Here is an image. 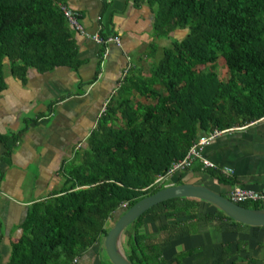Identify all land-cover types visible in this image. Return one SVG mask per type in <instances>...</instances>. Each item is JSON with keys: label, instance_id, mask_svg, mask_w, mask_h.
<instances>
[{"label": "trees", "instance_id": "16d2710c", "mask_svg": "<svg viewBox=\"0 0 264 264\" xmlns=\"http://www.w3.org/2000/svg\"><path fill=\"white\" fill-rule=\"evenodd\" d=\"M147 1L153 7L154 40L177 29L187 30L186 36L161 49L147 76L127 72L123 77L77 153V164L62 169L59 189L28 206L4 264H72L102 242L112 223L134 203L162 189L155 180L184 159L200 135L264 117V0ZM60 5L63 0H0V95L6 89L4 61L10 75L22 82L29 70L77 69L74 29L66 24ZM156 50L151 43L149 52ZM219 57L226 79L214 72ZM134 93L149 103L134 102ZM22 130L0 135L1 160L7 162V144H14ZM193 163L177 173L174 185L200 173L218 184L235 182L217 169ZM238 205L262 209L264 201ZM146 218L160 222L158 232L172 223L178 234L187 236L197 234L203 224L242 225L203 200L161 202L124 231L122 250L131 264H184L198 250L163 259L161 243L146 242L140 229Z\"/></svg>", "mask_w": 264, "mask_h": 264}, {"label": "crops", "instance_id": "0c3cea01", "mask_svg": "<svg viewBox=\"0 0 264 264\" xmlns=\"http://www.w3.org/2000/svg\"><path fill=\"white\" fill-rule=\"evenodd\" d=\"M63 2L79 11L86 30V35L75 29L72 33L80 62L77 69L60 67L44 74L29 70L22 82L10 75L6 62L3 66L6 89L0 95V135L23 130L14 144H7L11 149L7 162L1 160L4 150L0 143V264L6 263L11 242L20 236L19 225L28 206L59 189L64 179L62 169L77 164V153L127 72L147 76L161 49L187 34V30L177 29L168 38L154 40L153 7L147 0ZM101 34L118 36L120 46L104 45L106 55L100 60L102 47L93 38ZM151 43L157 47L154 53L149 52ZM133 101L147 102L136 93ZM232 129L205 146L203 155L220 173L228 169L221 174L234 184H218L205 173L195 179L188 176L184 183L202 184L225 197L235 185L264 190V117ZM197 164L194 161L193 166ZM164 180L168 186L174 185L177 174ZM168 225L158 232L160 222L146 218L140 228L147 235L146 242L161 243L165 260L194 248L197 253L184 264H264V226L244 227L224 221L221 225L203 224L197 234L187 236L178 234L172 223ZM103 254L100 242L88 248L75 264H106Z\"/></svg>", "mask_w": 264, "mask_h": 264}, {"label": "water", "instance_id": "95a60500", "mask_svg": "<svg viewBox=\"0 0 264 264\" xmlns=\"http://www.w3.org/2000/svg\"><path fill=\"white\" fill-rule=\"evenodd\" d=\"M173 198H193L203 200L211 206L216 207L235 223L249 227L264 226V208L251 209L229 201L226 197L211 191L202 184L181 183L169 185L156 191L155 193L144 196L134 203L109 227L102 240L104 254L109 264H131L125 257L121 238L125 229L134 222L139 216L151 209L153 206L173 199Z\"/></svg>", "mask_w": 264, "mask_h": 264}, {"label": "built area", "instance_id": "2783aa9c", "mask_svg": "<svg viewBox=\"0 0 264 264\" xmlns=\"http://www.w3.org/2000/svg\"><path fill=\"white\" fill-rule=\"evenodd\" d=\"M60 10L62 12V15L66 21V24L73 29H75L77 32H79L82 35H86L85 28L80 23V15L77 10H73L69 7H66L65 5H60ZM93 41L97 45H107V44H113L117 47L120 46V40L118 36H107L106 38H101V36H95L93 38ZM106 52L104 51L102 53V57H105ZM103 110L101 111V113ZM233 129L228 130H217L213 129L209 133H205L199 136V138L192 144L190 147L187 155L184 157V159L180 161H176L173 163L169 170L167 171L165 177L168 178L175 173H179L182 171H185L186 169H189L194 161H197L200 163L203 167L207 169H216V167L209 161H207V158L203 155V149L205 146H209V144L215 140L217 137H219L221 134L229 132ZM228 169H222L223 174H226ZM164 177H158L154 184L158 185L159 183L164 182ZM229 201L239 204V203H259L261 201H264V190L261 191H253L249 189H245L242 187H239L237 185L233 186L226 197ZM125 205L122 204L121 208L124 209ZM76 260L72 261V264H75Z\"/></svg>", "mask_w": 264, "mask_h": 264}, {"label": "rangeland", "instance_id": "374dc122", "mask_svg": "<svg viewBox=\"0 0 264 264\" xmlns=\"http://www.w3.org/2000/svg\"><path fill=\"white\" fill-rule=\"evenodd\" d=\"M3 63H5V61H4ZM200 68H201V66H200ZM214 72H215L216 75H217L219 78H221V79H226V78L228 77L227 70H226V68H225V66H224V61H223L222 58H220V57H219L218 60L216 61V65H215V68H214ZM175 174H177V173H175ZM172 176H173V175H172ZM172 176H170V177H172ZM163 179H167V178L164 177ZM168 179H169V177H168ZM167 184H168V183H166L165 180H164L163 183H159L158 185H159L160 187L163 188V187L168 186ZM206 184H207V182H206ZM121 239H122V240H121V243H123V242L125 241V239H124V233H123ZM121 245H122V244H121ZM102 248H103V247H102ZM103 255H104V254H103ZM103 260L108 262L106 256H103ZM107 262H106V264H109V263H107Z\"/></svg>", "mask_w": 264, "mask_h": 264}]
</instances>
